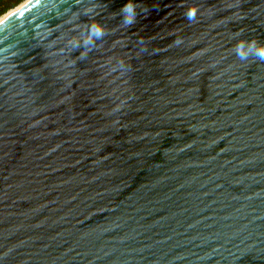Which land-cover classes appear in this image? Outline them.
<instances>
[{"label":"water","instance_id":"1","mask_svg":"<svg viewBox=\"0 0 264 264\" xmlns=\"http://www.w3.org/2000/svg\"><path fill=\"white\" fill-rule=\"evenodd\" d=\"M126 2L0 22V264H264V0Z\"/></svg>","mask_w":264,"mask_h":264},{"label":"clouds","instance_id":"2","mask_svg":"<svg viewBox=\"0 0 264 264\" xmlns=\"http://www.w3.org/2000/svg\"><path fill=\"white\" fill-rule=\"evenodd\" d=\"M137 6L135 0H127V2L120 9V13L123 18V23L126 26H131L136 22L137 19ZM186 18L189 21L195 20L196 10L189 9L186 13ZM87 38L83 40L84 46H93L95 41L103 39L106 35L104 26L98 22L92 23L87 29ZM240 39L236 42L233 47V51L241 61H248L250 56L255 57L260 61H264V43H260L255 39L243 38V33H239ZM182 42L177 40V43Z\"/></svg>","mask_w":264,"mask_h":264},{"label":"trees","instance_id":"3","mask_svg":"<svg viewBox=\"0 0 264 264\" xmlns=\"http://www.w3.org/2000/svg\"><path fill=\"white\" fill-rule=\"evenodd\" d=\"M23 1L24 0H0V18L7 14L9 11L14 10L16 7L22 4Z\"/></svg>","mask_w":264,"mask_h":264},{"label":"bare ground","instance_id":"4","mask_svg":"<svg viewBox=\"0 0 264 264\" xmlns=\"http://www.w3.org/2000/svg\"><path fill=\"white\" fill-rule=\"evenodd\" d=\"M26 1H28V0H26ZM25 1V2H26ZM25 2H23L22 4H20L18 7H16L15 9H14V11H16L21 5H23ZM14 11H12V12H10L9 14H7V16H4L1 20H0V22L2 21V20H4V19H6L9 15H11Z\"/></svg>","mask_w":264,"mask_h":264},{"label":"rangeland","instance_id":"5","mask_svg":"<svg viewBox=\"0 0 264 264\" xmlns=\"http://www.w3.org/2000/svg\"><path fill=\"white\" fill-rule=\"evenodd\" d=\"M24 1H25V0H24ZM24 1H23V2H24ZM12 11H14V10H12ZM12 11H9L8 13H7V12H6V13L9 14V13L12 12ZM7 14H5V15L3 14V15H4V16H7ZM4 16H2V17L0 18V20H1Z\"/></svg>","mask_w":264,"mask_h":264}]
</instances>
